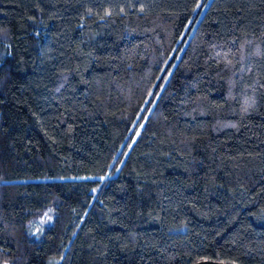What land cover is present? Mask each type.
<instances>
[{"label": "trees", "instance_id": "obj_1", "mask_svg": "<svg viewBox=\"0 0 264 264\" xmlns=\"http://www.w3.org/2000/svg\"><path fill=\"white\" fill-rule=\"evenodd\" d=\"M203 261L264 264V0H0V264Z\"/></svg>", "mask_w": 264, "mask_h": 264}, {"label": "rangeland", "instance_id": "obj_2", "mask_svg": "<svg viewBox=\"0 0 264 264\" xmlns=\"http://www.w3.org/2000/svg\"><path fill=\"white\" fill-rule=\"evenodd\" d=\"M140 129H141V127H140L139 130L137 131V133H136V137L138 136V134H139V132H140ZM204 264H212V263H204Z\"/></svg>", "mask_w": 264, "mask_h": 264}, {"label": "water", "instance_id": "obj_3", "mask_svg": "<svg viewBox=\"0 0 264 264\" xmlns=\"http://www.w3.org/2000/svg\"><path fill=\"white\" fill-rule=\"evenodd\" d=\"M210 261H203V262H201L202 264H204V263H209ZM201 263H197V264H201Z\"/></svg>", "mask_w": 264, "mask_h": 264}]
</instances>
